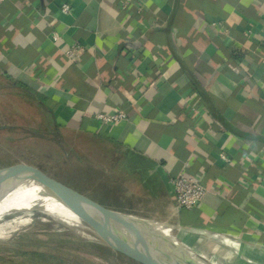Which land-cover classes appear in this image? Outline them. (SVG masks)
<instances>
[{"label": "crops", "instance_id": "obj_1", "mask_svg": "<svg viewBox=\"0 0 264 264\" xmlns=\"http://www.w3.org/2000/svg\"><path fill=\"white\" fill-rule=\"evenodd\" d=\"M263 42L264 0H6L0 79L84 140L80 167L114 175L124 207L107 208L264 264ZM180 175L208 191L192 210L177 208Z\"/></svg>", "mask_w": 264, "mask_h": 264}, {"label": "rangeland", "instance_id": "obj_2", "mask_svg": "<svg viewBox=\"0 0 264 264\" xmlns=\"http://www.w3.org/2000/svg\"><path fill=\"white\" fill-rule=\"evenodd\" d=\"M25 93L0 79V172L15 168V176L27 178L80 203L102 208L124 207L121 203L125 201L120 200L119 192L110 181L113 174L103 176L97 170L78 165V156L81 160L94 157L84 149V140L73 132L57 131L58 144L52 136L51 117L46 116L44 107ZM40 186L28 188L46 193ZM16 219H29V222L0 237L1 264H9L12 257L6 251L11 248L55 256L63 261L62 264H137L99 243L85 228L69 226L41 212L9 216L0 226ZM182 242L202 254L208 264H246L238 257L234 259L233 252L230 251V255L227 251L233 249L221 243L215 245L200 238ZM235 248L256 262V253H251V249L245 251L240 244ZM12 259L16 264H25L19 257Z\"/></svg>", "mask_w": 264, "mask_h": 264}, {"label": "water", "instance_id": "obj_3", "mask_svg": "<svg viewBox=\"0 0 264 264\" xmlns=\"http://www.w3.org/2000/svg\"><path fill=\"white\" fill-rule=\"evenodd\" d=\"M15 168L0 176V205L12 193L25 187L40 186L27 178L13 174ZM47 195L54 198L79 221L80 226L91 232L102 245L137 264H191L194 257L190 248L170 241L155 228L164 225L172 230L196 234L192 230L136 216L122 214L111 209L88 203H80L72 197L45 188ZM151 223V229L146 225ZM205 264H208L207 262Z\"/></svg>", "mask_w": 264, "mask_h": 264}, {"label": "bare ground", "instance_id": "obj_4", "mask_svg": "<svg viewBox=\"0 0 264 264\" xmlns=\"http://www.w3.org/2000/svg\"><path fill=\"white\" fill-rule=\"evenodd\" d=\"M8 198L5 199L0 205V223L5 222V218L14 216L16 214H27L30 215L34 212H41L50 216H53L62 222H65L69 226L77 225L80 226L79 221L70 212H68L61 204H59L54 198L47 195L44 192L28 187L21 188L16 192L12 193ZM37 214V213H36ZM39 216H37L38 218ZM36 219V218H35ZM49 221V220H48ZM29 219H16L11 223H5L0 226V237L8 234L10 231L15 229L17 226L26 224ZM152 224L146 225V228L151 229ZM157 232L164 238L176 242L179 245L186 246L182 241L191 238V234L186 232H175L171 228L164 225L155 226ZM224 243H229L224 238H218ZM264 251V249H262ZM194 257L190 260L191 264H205L206 260L202 254L191 249Z\"/></svg>", "mask_w": 264, "mask_h": 264}, {"label": "built area", "instance_id": "obj_5", "mask_svg": "<svg viewBox=\"0 0 264 264\" xmlns=\"http://www.w3.org/2000/svg\"><path fill=\"white\" fill-rule=\"evenodd\" d=\"M6 0H0V6ZM63 13H69L68 6L63 7ZM264 49V42L262 44ZM69 58L74 57V50L67 53ZM264 62V58H263ZM95 121L102 125H118L127 120V116L124 112L119 111L117 113L98 114L93 117ZM221 159L229 163L230 160L222 155ZM173 187V193L176 199V205L178 210H192L196 208L207 196V189L197 180L188 178L184 175H180L171 181Z\"/></svg>", "mask_w": 264, "mask_h": 264}, {"label": "trees", "instance_id": "obj_6", "mask_svg": "<svg viewBox=\"0 0 264 264\" xmlns=\"http://www.w3.org/2000/svg\"><path fill=\"white\" fill-rule=\"evenodd\" d=\"M13 88H20L22 90H24L26 93V95L30 98L33 99L34 101H36L40 106L45 107L44 106V102L40 99L36 100V98L34 97V95L32 94V92L29 91V89L27 87L24 86H18V87H13ZM51 119H50V127L52 130V136H54V140L59 144L60 142L57 141L58 136H57V129L54 126L53 123V118L50 115ZM53 124V125H52ZM187 211V210H186ZM16 246V245H14ZM9 253L10 257H19L25 264H62V260H60L59 258L55 257V256H49L43 253H39V252H21L19 250H15L13 248H11V250L6 251ZM5 252V253H6ZM3 251L0 250V264L3 261ZM12 258H10V260H8L9 264H16V261L13 260Z\"/></svg>", "mask_w": 264, "mask_h": 264}]
</instances>
